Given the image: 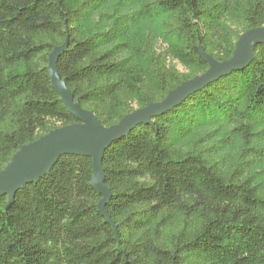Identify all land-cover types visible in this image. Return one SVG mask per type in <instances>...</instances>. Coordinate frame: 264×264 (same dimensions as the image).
<instances>
[{
	"label": "trees",
	"instance_id": "1",
	"mask_svg": "<svg viewBox=\"0 0 264 264\" xmlns=\"http://www.w3.org/2000/svg\"><path fill=\"white\" fill-rule=\"evenodd\" d=\"M96 1L0 0V171L21 147L77 123L48 70L65 43L61 80L110 128L206 73L200 47L224 62L241 35L264 27V0H134L124 18L162 19L171 47L160 51L152 34L133 42L129 27L91 26ZM253 125L264 126V45L247 68L106 150L118 235L99 211L92 160L63 156L12 204L0 198V264H264V192L247 149L229 163L208 150L218 136L249 141Z\"/></svg>",
	"mask_w": 264,
	"mask_h": 264
},
{
	"label": "water",
	"instance_id": "2",
	"mask_svg": "<svg viewBox=\"0 0 264 264\" xmlns=\"http://www.w3.org/2000/svg\"><path fill=\"white\" fill-rule=\"evenodd\" d=\"M261 45H264V27L241 35L233 55L224 62L215 60L205 52L203 47H200V54L209 65L206 73L169 92L161 103L136 110L110 128L104 127L94 113L82 109L79 102L75 101L66 82L61 80L57 68L60 56L67 49V43L56 48L49 57L48 70L51 83L77 123L54 130L38 141L21 147L5 169L0 171V198L7 196L12 204L19 190L50 173L63 156L74 155L88 158L92 160V186L103 197L99 203V211L118 235L117 227L106 211V205L112 196L111 190L105 185L103 159L106 150L115 142L127 137L137 126L152 124L153 119L173 110L208 85L247 68L255 59V49Z\"/></svg>",
	"mask_w": 264,
	"mask_h": 264
},
{
	"label": "rangeland",
	"instance_id": "3",
	"mask_svg": "<svg viewBox=\"0 0 264 264\" xmlns=\"http://www.w3.org/2000/svg\"><path fill=\"white\" fill-rule=\"evenodd\" d=\"M82 1L84 0H74L75 3ZM96 2L99 6L93 13L91 26L106 28L115 25L117 27L122 26V29L129 27L128 35L133 42L140 40L143 34H152L158 39L160 51L170 49V44L160 37L162 19L140 20L137 23L136 20L124 18V16L137 10L134 0H97ZM171 61L179 71H184L179 60L171 59ZM220 131L226 133L230 131V128L220 129ZM252 132L254 136H251L249 141L230 135L218 136L214 141L208 143V150L213 151L211 160L229 163L237 153L242 152V149H247L244 152L243 160L252 165L253 171L256 172L255 180L264 192V152L253 150L254 147L264 148V126L253 125Z\"/></svg>",
	"mask_w": 264,
	"mask_h": 264
}]
</instances>
